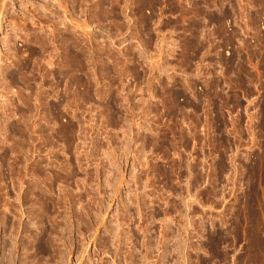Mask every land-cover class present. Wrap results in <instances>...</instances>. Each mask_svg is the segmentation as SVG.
I'll return each instance as SVG.
<instances>
[{
  "label": "rangeland",
  "instance_id": "1",
  "mask_svg": "<svg viewBox=\"0 0 264 264\" xmlns=\"http://www.w3.org/2000/svg\"><path fill=\"white\" fill-rule=\"evenodd\" d=\"M229 5L264 15L0 0V264H264V38L229 37L246 41L196 99L180 67L205 44L160 49L224 26Z\"/></svg>",
  "mask_w": 264,
  "mask_h": 264
},
{
  "label": "built area",
  "instance_id": "2",
  "mask_svg": "<svg viewBox=\"0 0 264 264\" xmlns=\"http://www.w3.org/2000/svg\"><path fill=\"white\" fill-rule=\"evenodd\" d=\"M231 10V16L226 19L225 25L210 24L209 22L205 27L193 32L192 30H170L169 37L166 39V43L161 45L160 49L163 50L167 57L175 55L179 50H185V45L181 40H175L174 38H180L174 34H196L199 41L205 44L204 47L199 45L189 52L190 60L181 65V76L183 83L185 84V98H198L203 96L208 86L213 85L220 80L222 67L221 56L226 58H232L235 54L238 45H244L243 42H239L238 45L229 43V37L235 34H241L244 38H249V41L253 40L254 36L260 37V40L264 38V15L261 22L258 25H253L246 20L247 14L237 13V8L234 5H229ZM239 9V8H238ZM245 9V8H244ZM240 10V9H239ZM204 23V20H202ZM206 22V21H205ZM247 114V113H245Z\"/></svg>",
  "mask_w": 264,
  "mask_h": 264
},
{
  "label": "bare ground",
  "instance_id": "3",
  "mask_svg": "<svg viewBox=\"0 0 264 264\" xmlns=\"http://www.w3.org/2000/svg\"><path fill=\"white\" fill-rule=\"evenodd\" d=\"M0 33H1V24H0ZM40 227H41V226H40ZM38 229H40V231L37 230L36 233H34V234H35V238H33V239H35L36 241L39 242V241H40L39 239H40L41 237L43 238L44 236L41 234V233H42V232H41V228H38ZM43 230H44V229H43ZM44 232H45V231H44ZM34 234H33V235H34ZM33 237H34V236H33ZM38 237H39V238H38ZM42 238H41V241L44 240V239L42 240ZM33 241H34V240H33ZM38 242H36V243H38ZM33 243H34V242H33ZM41 243H42V242H41ZM38 244H39V243H38ZM36 245H37V244H36ZM36 245H35V246H36ZM7 259H8V258H7ZM5 264H8V260L5 262Z\"/></svg>",
  "mask_w": 264,
  "mask_h": 264
}]
</instances>
